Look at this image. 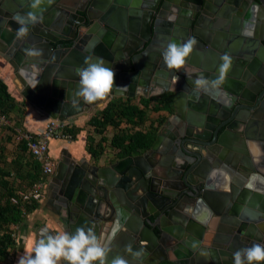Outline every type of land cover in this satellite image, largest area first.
<instances>
[{
  "label": "water",
  "instance_id": "1",
  "mask_svg": "<svg viewBox=\"0 0 264 264\" xmlns=\"http://www.w3.org/2000/svg\"><path fill=\"white\" fill-rule=\"evenodd\" d=\"M185 1L203 4V0ZM174 2L167 0L155 15L161 0H116L110 5L102 0H43L38 9H32L31 0H0L2 53L26 78L24 99L50 120L79 119L92 109L97 112L100 103L105 106L115 97L153 98L165 92L174 93L176 118L185 120L187 109L192 115L181 130L185 139L172 136L169 145L174 149L165 152L161 160L151 162L146 154L102 165L98 160H73L68 154L59 161L48 190L52 192L53 210L63 224L61 230L73 232L78 226H91L103 244L106 222L116 211L120 214L117 225L120 221L131 234V241L123 248L130 264H233L235 250L264 244V156L257 153H264V136L258 139L256 126L242 128L252 109L250 99L260 85L254 79L243 84L233 79L205 90L203 86L197 88L194 79L200 73L215 78L222 51L232 57L234 71L227 76L237 78L247 69V77L257 73L264 79L260 69L264 48L258 50L260 40L264 45V0H238L225 14L233 17L231 22L221 28H196L192 34L198 44L187 62L169 67L162 50L170 39L186 40L190 35L183 27H192L191 21H185L177 22L180 29L176 27L173 32L161 28L166 18L175 21V12H169ZM128 5L131 13L140 15L138 18H126L128 9L123 6ZM28 11H36L43 19L29 24L28 32L18 36L14 14ZM241 20L246 23L240 24ZM127 21L135 22L136 42L142 46L149 43L144 53L136 55L140 48L136 45L124 50L127 37L117 36V31ZM87 22L92 23L88 30ZM61 40L71 41L72 46L61 48ZM7 48L8 53L4 51ZM28 48L42 51L31 56L25 51ZM90 55L104 57L114 68L115 85L128 86L114 87L92 102L76 96L77 69ZM219 88L224 91L219 92ZM174 121L170 118L168 122ZM260 130L264 134V129ZM163 140L165 128L149 152L157 151ZM186 141L210 151H189ZM242 168L249 172L246 189L254 191L248 202L243 201V194L242 199H236L234 188L244 184L234 177ZM244 204L248 208L243 209ZM199 223L202 232L196 237ZM128 245L140 250L141 255L135 257L127 250Z\"/></svg>",
  "mask_w": 264,
  "mask_h": 264
},
{
  "label": "trees",
  "instance_id": "2",
  "mask_svg": "<svg viewBox=\"0 0 264 264\" xmlns=\"http://www.w3.org/2000/svg\"><path fill=\"white\" fill-rule=\"evenodd\" d=\"M71 42H69L70 45ZM25 101H18L9 91L8 85L0 80V111L10 120L14 113L22 114ZM160 111L173 112L172 94L159 98H112L88 121L95 137L87 136L86 147L94 158L113 153L115 160L138 156L149 151L155 144L158 132L167 116ZM159 114L152 118L151 113ZM23 120V117H21ZM12 121V120H11ZM21 122L16 125L21 126ZM16 126H6L15 133ZM113 130L112 136L108 132ZM29 132V131H26ZM74 141L80 128L70 131ZM11 138H7L9 142ZM15 157L8 161L5 146H0V264H6L16 249L14 228L21 225L35 211L40 201L25 200L20 191H30L39 182L48 178L43 175L41 165L28 151L25 141L18 142ZM162 264H172L164 262ZM264 264V262L262 263Z\"/></svg>",
  "mask_w": 264,
  "mask_h": 264
},
{
  "label": "clouds",
  "instance_id": "3",
  "mask_svg": "<svg viewBox=\"0 0 264 264\" xmlns=\"http://www.w3.org/2000/svg\"><path fill=\"white\" fill-rule=\"evenodd\" d=\"M42 2L43 0H31L32 9H38ZM13 18L19 24L18 36L28 32L29 24L43 19L36 11L18 12ZM197 44L195 36H189L182 42L170 39L162 50L164 62L169 67L184 65ZM25 51L28 55L38 56L42 50L28 48ZM221 61L219 74L215 78H209L203 73L196 76L194 84L197 88L203 86L207 90L219 86L225 80L232 65L230 53H224ZM77 74L79 86L75 95L83 97L87 102L105 96L112 92L114 87L119 90L128 86L115 85V70L102 56H86L85 64L77 69ZM127 250L135 257L141 255V251L133 250L131 245L127 246ZM108 254L109 250L101 243L91 226L81 225L73 232H53L44 227L40 229L38 239L28 242V247L19 257L17 264H62L64 261L67 264H106ZM257 261L264 262V244L253 243L233 253V264H254ZM110 264H130V261L125 256L118 255L111 259Z\"/></svg>",
  "mask_w": 264,
  "mask_h": 264
},
{
  "label": "flooded vegetation",
  "instance_id": "4",
  "mask_svg": "<svg viewBox=\"0 0 264 264\" xmlns=\"http://www.w3.org/2000/svg\"><path fill=\"white\" fill-rule=\"evenodd\" d=\"M92 1L93 0H90V3ZM102 1L109 2V5L116 2V0H102ZM124 1L127 2V3H131L134 0H124ZM166 1L167 0H161V3L159 4L158 12H156L155 15H158L159 12L163 9L162 6H163L164 3H166ZM168 1H170V0H168ZM174 1L175 0H171V2H174ZM178 1L179 2H177V4L174 2L173 6L169 8V12H171V11H173V13L175 12V16H176L175 21H170L169 18H166L165 19L166 23L164 22L163 26H161V28L165 32L166 31L173 32L175 30V28L179 26L177 24V22L184 23L185 21L186 22L191 21L192 27L191 26L190 27L185 26L183 28H185L186 31L189 32L190 36H193L192 32L196 28L205 29V30H207V29L209 30L212 27L213 28H217V27L221 28L222 26L226 25L227 22H231L233 20V17L231 16L230 18H228V17L225 16V14H226V11L228 9H230L231 6H234L235 2L238 1V0H203V4L202 5H199V3H196L194 1L188 2V3H186L185 0H178ZM176 7H178V8H176ZM123 9H128L127 10V15H126L127 19L138 18V16H140V15L136 16L135 14H137V13H135V14L131 13L129 9H132V7L129 6V5L128 6H123ZM133 11H135V10H133ZM244 14H245V12H243V14L240 17L244 18L243 17ZM123 22H125V19L122 21V23ZM134 23H132L131 21H127L126 24H121L120 25L121 29L119 31H117V36L118 35H122V36L124 35L125 38L127 37V41L125 42V45L123 47L124 50H126V51L129 50L131 47L133 48L134 45L139 46L140 47L139 51L136 54V55H138V54L144 53L146 51L147 47L149 46V43L147 42L145 45L142 46V45H140V43L136 42V40L134 39L133 35H136L135 32L138 31V30L136 29ZM153 23H154V21L152 22V25H153ZM244 23H246L245 20H241L240 24H244ZM90 25H92V23L89 24L87 22V30H88V27H90ZM102 26L105 27L104 24H102ZM178 29H180V28L178 27ZM242 30H244V28ZM166 35L167 34H164V36H166ZM129 37H130V39L133 37L131 39L133 41V45H132L131 40L129 41V39H128ZM108 41H107V43H108ZM117 41H118V39L116 38L114 43L115 42L117 43ZM69 42H71V41L61 40L59 42L60 47L61 48H69V47H71L72 46V42H71L70 45H67V44H69ZM226 45L228 46V44H226ZM208 47H210V46H208ZM242 47L243 48L246 47V41L243 42ZM261 48H264V45H263V43L260 40V45H259L258 50L261 51ZM225 50H227V49H225ZM221 53H222V55L224 54L223 51ZM149 58H150L149 59L150 61H153L152 57H149ZM205 61L208 62V59L205 60ZM186 62H187V60H186ZM250 62H252V61H250ZM260 69H262L263 72H264V65H262V67ZM230 70L233 71V68L231 67ZM230 70H229V72H230ZM244 71L242 72V74L239 73L238 74L239 77H237V78L235 76H234V78H232L230 75L227 76L225 78V80H224V83H228V81H230V80L232 81L234 79V81H237L238 83L243 84V83L248 82V81L250 82L251 79H254V81L255 82L257 81L258 85H260V88L255 91V94L253 93L254 97L250 99V102H251V105H252L251 106L252 109L249 112V115H246V119L247 120L244 123V125L242 126V128L245 129V130L246 129L249 130V129H251L252 126H256L258 128V132H259V133H257V137L259 139L261 137V135L264 136V134L260 130L261 128H262V130L264 129V79L263 78L262 79L259 78L257 73L254 76L252 74H250L247 77L245 73L248 70L246 69ZM153 78H154V76H153ZM149 90L150 89H148V91ZM222 91H224V90L219 88V92H222ZM169 93L172 94V104H173V97H174V93L173 92H165V93H163L161 95H158L156 97H153V98H159L160 99L163 95H166V94H169ZM149 94H150V91H149ZM136 98L139 99V98H142V97H136ZM173 108H174V111L171 112V113L168 112V111H162V112L160 111L161 115H166L167 116V119H166L165 123L161 126V128L159 129V132H158V135H159L161 130L163 128H165V140H163L161 142V144L158 147L157 151H154V152L150 153L149 151L152 149L151 148L149 151H147V152H145L143 154H140V155H146L147 154V160H149L151 162L161 160V159L164 158L163 155H164L165 152L171 153L173 151L174 147L169 145L170 139H171L172 136L173 137L177 136L178 140L181 139V138L183 140V138H184V137L181 136V130L183 129V126H187L189 120H191L190 117L192 115L187 114V112H188V109H187V112L185 111L186 113H184V119L185 120H182L181 118H176V116H175L176 115V109H175L174 105H173ZM245 112H247V111L242 110V113H245ZM170 118H175V121L169 123L168 121H169ZM186 144H187V148L189 149V151H192V152H201L203 154H206V153H208L210 151V149H203L200 146H196V145H194L192 143H187V141L185 142V145ZM261 152H263V151L261 150ZM257 153L259 155L264 156V153H260L259 150L257 151ZM140 155H138V156H140ZM191 160L194 162L193 158H191ZM262 161H264V158H263ZM262 172H264V171H262ZM248 174H249L248 170H245V169L242 168V172H240V174L236 173L234 177L240 178V181L241 182L243 181V183L245 184L246 180H248V178L246 177ZM257 174H259V173H257ZM242 178H245V179H242ZM57 188L58 187H56V186L54 187L55 190ZM244 188L246 189L247 187H244ZM253 192H254L253 190L252 191L248 190V192H245L243 194L244 195L243 201L244 202H248V200L251 198L250 195L253 194ZM239 193L242 194V192H239ZM237 198H238V196L236 195V199ZM245 205L246 204H244L242 206L244 207ZM246 208H247V205H246Z\"/></svg>",
  "mask_w": 264,
  "mask_h": 264
},
{
  "label": "crops",
  "instance_id": "5",
  "mask_svg": "<svg viewBox=\"0 0 264 264\" xmlns=\"http://www.w3.org/2000/svg\"><path fill=\"white\" fill-rule=\"evenodd\" d=\"M2 48H4V46L0 42V80H3L6 84L11 85L13 89H16L17 92H19L21 98L20 100H23L27 103V108L29 109L28 115H30L28 118V125H29L28 129H35L39 126L43 127L50 119L42 116L39 112L33 109L31 104H29L24 99V97L22 96V91L24 90L25 84L27 83L26 78L24 75L15 71L9 58H7L6 55L2 53L3 52ZM4 51L5 52L7 51L8 53L9 49L8 48L4 49ZM103 104L104 103H100L97 107L104 106ZM88 112L89 114H87V116H82L79 119L75 120L76 123L80 125L83 119H85L86 117H88V115L94 112V109L87 111L85 113ZM36 115L38 117H36ZM78 137L79 138L72 143H67L63 141H52L50 143V154L52 158L55 160L56 167L58 165V162L63 160L64 157H67L66 155L68 154L72 156L73 160H79L82 158H86L88 161L94 160L91 154H89L87 151V147H86L87 137L84 136L83 132H81ZM103 159L104 160L102 159L99 160L100 163L102 165H107V164H103L107 161V159L106 158ZM53 176L54 175L48 178V182H50ZM236 182L237 185H239V182L237 180ZM247 184L248 182L246 180V183L242 186L243 188H240L239 186H234L238 197L241 198L244 192L246 191L248 192V190L244 188L248 186ZM239 192H242V194H240ZM51 194L52 192L49 191L47 187V190L45 189L43 199L40 201L39 207L31 214H29L26 220L21 225L16 226L14 228L17 245L13 255L9 257L6 264H17L19 257L24 253L25 249L28 247V242L29 241L34 242L36 239H38L41 228L47 227L50 231L53 232L63 231L61 230V226H60L61 223L58 221V217L55 214L53 210V206L51 204L53 200ZM243 208H246V205ZM116 213L118 212L116 211L114 212V217L112 220L106 222L105 228L103 230V238H102L103 245L109 250L106 264H110L111 259L115 256L118 255L126 256L123 253V248L125 245H127L128 241H131L130 232L127 229H125L123 226L119 225L120 221L117 225L116 219L120 217V214L119 213L116 214ZM201 225L202 224L199 223V225L196 226L199 232L198 230H196L194 236L197 237L198 234L199 235L201 234L202 232Z\"/></svg>",
  "mask_w": 264,
  "mask_h": 264
},
{
  "label": "built area",
  "instance_id": "6",
  "mask_svg": "<svg viewBox=\"0 0 264 264\" xmlns=\"http://www.w3.org/2000/svg\"><path fill=\"white\" fill-rule=\"evenodd\" d=\"M0 126H12V121L1 111ZM73 128V120H49L43 128L36 132L17 130V142L25 141L27 143L28 151L40 163L43 175L50 178L56 171L55 160L50 154V143L52 141L74 142L73 135L70 132ZM48 183V180H46L35 184L29 194L25 196V200L41 201Z\"/></svg>",
  "mask_w": 264,
  "mask_h": 264
},
{
  "label": "rangeland",
  "instance_id": "7",
  "mask_svg": "<svg viewBox=\"0 0 264 264\" xmlns=\"http://www.w3.org/2000/svg\"><path fill=\"white\" fill-rule=\"evenodd\" d=\"M8 88H9L10 93L18 101H21V102L23 101V100H20L21 98H20L19 92H17L16 89H13L11 87V85H8ZM103 107L104 106H102L101 108H103ZM28 113H29V109L27 108V103H26L25 104V108H24V112L22 114H17V113L12 114V116H11L12 126H16L15 127V133L14 134H13L12 130L9 129V128H6V126H0V146L1 145L5 146L6 156L8 158V161H11L15 157V155L17 153V151H16V149L18 148V146H17L18 145V142H17V130H20V131L22 130V131H25V132L26 131L36 132V131L40 130V128H43L45 126V125L43 127L42 126H39V127L35 128V129H28V126H29L28 125V118L30 116V115H28ZM30 113H31V111H30ZM95 113L96 112H93L90 115H88V117H86L85 119H83V121H82V123L80 125L77 124L75 120H73V122H74V127L75 128H80L81 129V132H83L84 136H86V137L87 136H93L95 139H98L99 140V136H96L95 137V133H93L91 127L88 125L89 119ZM158 115L159 114H157V113L156 114L153 113V112L151 113V117L152 118H157ZM21 117H23V120H21ZM36 117H38V116L36 115ZM16 122H18V123L21 122L22 123L21 126L16 125ZM112 132H113V130L109 131L107 135L108 136H112ZM80 133H79V135H80ZM78 136H77V139L79 138ZM7 138H11V140L8 142L7 141ZM108 154L109 155H107V153H106V154L102 155L99 158H94V157L93 158H94V160H98V161L100 159L104 160L103 158H106L107 161L105 163H103V164H107V165L118 161V160H115V158L113 157V153L112 152H108ZM20 194L25 199V196L28 195L29 192L22 190V191H20Z\"/></svg>",
  "mask_w": 264,
  "mask_h": 264
},
{
  "label": "bare ground",
  "instance_id": "8",
  "mask_svg": "<svg viewBox=\"0 0 264 264\" xmlns=\"http://www.w3.org/2000/svg\"><path fill=\"white\" fill-rule=\"evenodd\" d=\"M65 5H66V4H65ZM261 23H262V22H261ZM102 27H103V26H102ZM92 56L95 57V58L97 57V55H92ZM233 71H234V69H233ZM235 72H236V71H235ZM230 83H231V82H230ZM258 143H259V142H258ZM247 208H248V207H247Z\"/></svg>",
  "mask_w": 264,
  "mask_h": 264
}]
</instances>
